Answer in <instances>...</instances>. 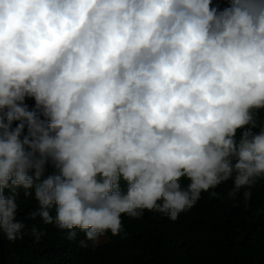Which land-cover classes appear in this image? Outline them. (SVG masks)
<instances>
[{"label": "clouds", "instance_id": "9594fccd", "mask_svg": "<svg viewBox=\"0 0 264 264\" xmlns=\"http://www.w3.org/2000/svg\"><path fill=\"white\" fill-rule=\"evenodd\" d=\"M211 5L0 0V233L26 234L21 187L35 189L33 218L70 241L83 231V247L120 235L122 215L176 221L229 180L230 197L251 199L264 177V0Z\"/></svg>", "mask_w": 264, "mask_h": 264}, {"label": "trees", "instance_id": "16d2710c", "mask_svg": "<svg viewBox=\"0 0 264 264\" xmlns=\"http://www.w3.org/2000/svg\"><path fill=\"white\" fill-rule=\"evenodd\" d=\"M211 6L223 10L230 0H212ZM25 103L29 110L35 108L34 98L26 97ZM19 123L14 121L13 127ZM53 170V165H46L45 176ZM120 187L126 192L127 181L121 178ZM231 187L229 180L202 191L197 204L176 221L148 210L140 218L122 215L124 231L120 235L109 231L108 241L95 245L89 241L88 247L80 244L85 239L83 231L77 229V239L70 241L64 230L46 225L39 215L33 218L31 214L39 209L35 189L27 198L21 187L15 219L25 225L26 234L9 241L0 233V264H264V177L251 188L247 202L245 189L230 197ZM6 192L10 194V190ZM212 192L218 195L212 196ZM50 214L56 216L55 206ZM33 226L44 233L38 241L31 235Z\"/></svg>", "mask_w": 264, "mask_h": 264}, {"label": "rangeland", "instance_id": "374dc122", "mask_svg": "<svg viewBox=\"0 0 264 264\" xmlns=\"http://www.w3.org/2000/svg\"><path fill=\"white\" fill-rule=\"evenodd\" d=\"M108 238H109V236H108V232H107L105 235L100 237L98 244H101V243L108 241Z\"/></svg>", "mask_w": 264, "mask_h": 264}]
</instances>
